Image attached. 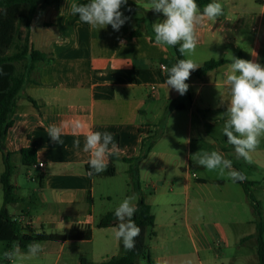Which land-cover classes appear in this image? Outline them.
Listing matches in <instances>:
<instances>
[{"label": "crops", "instance_id": "crops-1", "mask_svg": "<svg viewBox=\"0 0 264 264\" xmlns=\"http://www.w3.org/2000/svg\"><path fill=\"white\" fill-rule=\"evenodd\" d=\"M80 1L59 0L57 6L39 1L29 42L51 59L38 62L26 75L16 99L13 124L0 136V146L10 152L12 182L19 197L18 202L8 205L9 214L26 218L37 233L65 235L74 226H90L92 237L89 241H33L39 242L43 251L24 264H79L80 254L100 263L118 254L120 241L114 238L115 227L96 226L113 209L104 202L111 201L109 189L96 193L94 177L85 167L90 153L83 151L84 137L95 131L114 134L119 155L114 161L115 174L109 178L118 175L117 164L123 165L128 187L133 182L130 175L134 176L138 187L131 185L137 198L133 203L142 197L150 206L153 228L174 225L171 216L168 223L159 225L155 206L161 211L166 207L163 212L170 213L178 205L174 198L201 192L200 199L211 205L207 208L226 214L228 223L217 220L211 225H191L186 210L184 224L194 246L196 241L210 238L222 242V250L227 252L230 244L225 228L240 229L243 225H249L250 230L236 233L232 245L239 246L235 250L241 251L247 242L256 246L253 201L242 186L191 159L197 152L218 151L231 160L233 169L252 183L250 193L263 216L264 140L249 163L237 157L222 131L230 101L223 81L231 63L201 78L191 74L186 81L189 90L181 96L166 86V70L176 61L168 46L155 45L152 25L165 17L148 10L146 5L152 0H127L120 11L128 20L119 31L111 25L97 31L81 22L70 11V5ZM217 2L223 5L224 16L215 22L205 18L197 25L196 53L183 58H191L199 66L209 59L231 57L264 66V0ZM76 120L83 125L77 134L69 126L60 138L63 144L50 140V125ZM76 139L80 140L79 149L73 146ZM150 142V149L143 153V145ZM23 148L35 150V162L30 167L21 164ZM131 159L134 161H127ZM0 161L1 175V152ZM38 162L43 166L38 167ZM21 167L29 184L18 181ZM241 212L245 215L239 217ZM156 239L157 233L149 238L152 264H203L200 259L194 263L182 255L157 251ZM0 264L6 263L1 260Z\"/></svg>", "mask_w": 264, "mask_h": 264}, {"label": "clouds", "instance_id": "clouds-1", "mask_svg": "<svg viewBox=\"0 0 264 264\" xmlns=\"http://www.w3.org/2000/svg\"><path fill=\"white\" fill-rule=\"evenodd\" d=\"M127 4V0H88L87 3H72L70 11L78 15L79 20L92 29L106 28L111 25L114 31H119L128 17L120 9ZM146 7L157 13H162L165 19L152 25L155 33V45L178 47L181 56L192 57L196 53L199 43L196 27L205 18L215 22L218 17L224 16L223 5L217 0L206 4L201 11L196 0H152ZM130 10V9H129ZM123 43V42H122ZM232 63L223 81L229 90L230 101L227 103L224 115L223 134L227 142L235 149L238 158L252 162L254 153L264 140V66L253 60L231 57ZM199 64L191 58L178 59L170 69H167L166 86L174 89L179 95H185L189 90L191 72L199 68ZM2 72V69H0ZM71 127L77 134L83 127L79 120L62 125H50L47 128L48 136L53 143L63 144L60 139L65 127ZM76 149L80 148V140L73 142ZM83 151L90 153L88 161L90 175L100 174L107 170L110 157L118 156V145L114 134L110 132H88L84 137ZM191 159L210 172H216L221 177L232 182H243L246 175L233 169L232 161L226 159L218 151L197 152ZM135 196L126 197L115 208L114 215L119 221L113 229L114 238L122 241L126 251L136 247L137 239L141 235V228L133 217L138 211L133 203ZM43 251L39 242L27 245V252H23L17 242L12 243L10 250L3 252V258L11 264H24L26 260L37 257Z\"/></svg>", "mask_w": 264, "mask_h": 264}, {"label": "trees", "instance_id": "trees-1", "mask_svg": "<svg viewBox=\"0 0 264 264\" xmlns=\"http://www.w3.org/2000/svg\"><path fill=\"white\" fill-rule=\"evenodd\" d=\"M39 1L46 5L57 6L59 0H0V136L5 135L7 129L12 126V115L15 110L16 99L25 82L26 75L35 68L38 62H47L51 55L34 49L29 42V32L31 23L37 11ZM88 0L79 3H87ZM201 11L203 7L213 2V0H196ZM78 16V15H77ZM174 55L175 61L184 59L178 51V47L168 46ZM23 63V64H22ZM225 63H232V60L209 59L191 74L197 78L203 77L208 71H211ZM17 64L23 65L21 72L17 71ZM180 107V106H178ZM182 107V106H181ZM143 145V153L148 152L151 146ZM4 170L0 175V185L2 189V205L0 207V242L5 244V251L10 250L15 241L21 249H27V245L33 241H89L92 237L90 226H74L65 235L37 233L31 227L29 221L23 216H14L9 214L8 205L19 201L15 193V185L12 182L13 167L10 164V152H5L0 146ZM21 164L30 167L35 162V150L32 148H23L20 150ZM116 156L110 157L108 168L105 172L95 176L111 177L115 174L114 161ZM136 160V159H135ZM134 161V159L127 160ZM86 169L90 173L91 169L87 164ZM134 188L138 187V182L134 181V176L130 175ZM242 186L245 193L253 201V214L255 224L256 256L257 261L254 264H264V222L261 207L250 193L251 182L244 180L237 182ZM138 211L133 219L141 228V235L137 239L136 247L132 251H126L123 248L122 241L119 243V252L116 256L100 263H93L85 254L78 257L79 264H138L139 258H145L148 264H152L149 254V248L146 244L147 231L149 238L154 236L152 228L154 227V217L150 206L139 197L136 203ZM115 209L106 212L97 222L98 228L117 227L119 221L114 215ZM2 262L9 263L2 259Z\"/></svg>", "mask_w": 264, "mask_h": 264}, {"label": "rangeland", "instance_id": "rangeland-1", "mask_svg": "<svg viewBox=\"0 0 264 264\" xmlns=\"http://www.w3.org/2000/svg\"><path fill=\"white\" fill-rule=\"evenodd\" d=\"M23 64V63H22ZM17 64V71L21 72L23 70V65ZM123 165L117 164L118 175L114 178L109 177H94L95 190L96 193H103L109 189L111 195V201H104L105 204L110 208L114 209L128 196H134L132 193V188L129 184V187L126 184V176L122 170ZM19 175L20 184H29V181L26 180L24 173L25 169L23 167ZM0 169H2V164L0 161ZM218 175V174H217ZM220 176V175H218ZM221 177V176H220ZM225 178V177H224ZM102 190V192H100ZM201 192H191L188 198L185 195L177 198H174V201L178 202V205L169 212L164 210L161 211L155 206L154 214L157 216L158 224L164 221L168 223L169 216L174 220V225L171 228L164 226L153 228L152 231L158 234V249L157 251L161 252H170L174 255L180 257L181 255L186 257L189 262L196 263L200 259L203 264H254L257 261L256 256V246L255 243L247 242L241 251H236V246L239 244L232 245L233 237H236V233L248 232L250 230L249 225H243L240 229H230L225 228L226 235L229 239L230 249L227 252L222 250L223 243L220 241H212L210 238L202 242L196 241L195 246L192 244L188 237V231L185 226V211L187 210L188 222L192 224L201 223L204 225H211L215 221L219 220L222 223H228L226 220V214L221 215L216 213L213 209H208L210 207L202 199H200ZM97 195V194H96ZM257 195V194H256ZM262 195V192L259 193ZM98 199V196H96ZM105 200H107L105 198ZM161 202V201H160ZM2 205V189L0 188V207ZM163 208V207H162ZM244 216L245 213L241 212L239 217ZM247 217H250V214L247 213ZM264 220V213H263ZM227 227V226H226ZM149 231H147L146 244L147 246L151 243L149 241ZM5 251V244L0 242V261L2 260L3 252ZM88 258V257H87ZM62 263V262H61ZM138 264H148L145 258H139Z\"/></svg>", "mask_w": 264, "mask_h": 264}, {"label": "built area", "instance_id": "built-area-1", "mask_svg": "<svg viewBox=\"0 0 264 264\" xmlns=\"http://www.w3.org/2000/svg\"><path fill=\"white\" fill-rule=\"evenodd\" d=\"M162 68H164V67L162 66ZM37 166H38V167H42V166H43V163L38 162V163H37ZM20 217H21V216H20ZM27 221H28V220H27Z\"/></svg>", "mask_w": 264, "mask_h": 264}]
</instances>
